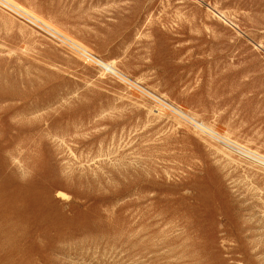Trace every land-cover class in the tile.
I'll use <instances>...</instances> for the list:
<instances>
[{
	"label": "rangeland",
	"instance_id": "obj_1",
	"mask_svg": "<svg viewBox=\"0 0 264 264\" xmlns=\"http://www.w3.org/2000/svg\"><path fill=\"white\" fill-rule=\"evenodd\" d=\"M16 1L90 54L0 6V264H264V164L97 61L264 155V0Z\"/></svg>",
	"mask_w": 264,
	"mask_h": 264
},
{
	"label": "bare ground",
	"instance_id": "obj_2",
	"mask_svg": "<svg viewBox=\"0 0 264 264\" xmlns=\"http://www.w3.org/2000/svg\"><path fill=\"white\" fill-rule=\"evenodd\" d=\"M0 6L2 8H4V9L8 10L9 12H11L14 15L17 14V15L23 17L24 19L29 20L33 24L35 23V25L38 24L39 25L38 27H40V28L44 29V31L50 33L52 36H54L55 38H57V40L58 39L61 40V41L63 40L65 42H67L68 44H70L75 49L79 50L80 52H83L85 54H90V50L85 45H83L80 41H78L77 39H75L74 37H72L71 35H69L66 31H64L62 28H60L56 24L52 23L51 21H49L47 18L43 17L41 14H39V13H37V12H35V11L27 8V7H25L24 5H22L18 1H16V0H0ZM215 14L216 13H214V15ZM219 14H220V12H219ZM216 15H218V14H216ZM97 61L99 62V64H101L102 66L106 67L108 70H110L114 74H116L119 77L127 80L128 82H130L134 86L138 87L141 92H144L145 94H147V95L155 98L156 100H158L160 103H162L168 109H170L171 112H173L176 115V117H178L180 119H183V120H185L187 122H190L191 124L194 125V127H197L198 129H200L204 133H207L208 135H210V137H213V139L215 138V139H217V141L219 140V141L224 142L226 144L225 146H231L235 150H238L239 153H241V154H243L245 156H249V157L253 158L254 160H256V161L264 164V155L260 154L257 151H254L252 149H249V148H247V147L239 144L236 141H232L228 137L229 134L226 136L225 134H223L219 130L215 129L216 127L214 128V127H212V125H209V124H207V123H205L203 121L197 120L193 115H191V114L188 113L191 110H189L188 112H186L183 109L176 108V107L173 106V104L172 105L169 104L167 101H165L162 98L156 96L155 94L150 93V92H148L146 90L144 91V89H142L140 86H138L136 84L137 82L136 83L133 82L132 81L133 79L130 80V78L128 76H126L123 73V71L120 69L122 71L121 72L117 68V66L115 65V63H113V62H111V63L110 62H106L103 59H99V58H97ZM194 115H195V113H194ZM199 117H201V116H199ZM179 121L181 122V120H179ZM199 133L202 134L201 132H199ZM231 154H233V152Z\"/></svg>",
	"mask_w": 264,
	"mask_h": 264
}]
</instances>
